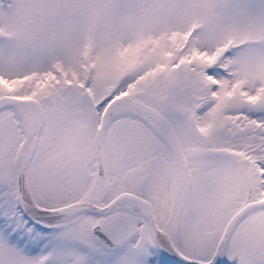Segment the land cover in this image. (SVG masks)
<instances>
[{"label": "snow or ice", "instance_id": "snow-or-ice-1", "mask_svg": "<svg viewBox=\"0 0 264 264\" xmlns=\"http://www.w3.org/2000/svg\"><path fill=\"white\" fill-rule=\"evenodd\" d=\"M0 264H264V0H0Z\"/></svg>", "mask_w": 264, "mask_h": 264}]
</instances>
